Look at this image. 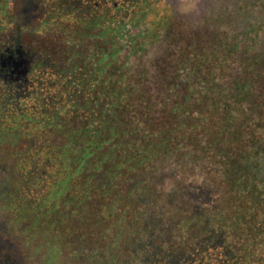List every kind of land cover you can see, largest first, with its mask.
Here are the masks:
<instances>
[{
	"label": "trees",
	"instance_id": "1",
	"mask_svg": "<svg viewBox=\"0 0 264 264\" xmlns=\"http://www.w3.org/2000/svg\"><path fill=\"white\" fill-rule=\"evenodd\" d=\"M222 2L200 11L210 16L212 28L224 17V43L212 29L206 32L212 39L208 50H214L211 57L224 52V62L230 61L224 79L210 72L213 82L197 90L201 105L208 104L205 116L194 113V106L200 104L193 103L195 92L187 88L193 75L178 69L176 57L168 71H163L161 60L151 69L143 57L152 37L131 38L117 27L110 49L102 47L85 58L88 75L80 73L76 50L70 52L69 65L61 72H68L72 85L52 103L53 111L44 112V132L21 134L17 147L24 159L34 154L39 171L53 163L49 155L43 156L45 147L59 151L55 157L61 160L66 156L69 172L78 184L86 180L89 187L84 212L97 204L105 214V207L114 201L115 218L124 214L135 218L143 210L146 232H159L165 243L178 250L205 233L211 235L209 242L202 239L199 244L224 242L228 264H264V51L259 47L264 39V1L244 0L235 10L242 19L235 22L231 20L236 15L231 22L225 18L230 13ZM159 38L157 34L155 39ZM242 48L254 64L250 74L232 65L233 54ZM179 53L184 59L186 54ZM248 75H253L252 80H247ZM25 96L20 90L0 89V106L8 107ZM250 127L255 129L248 133ZM232 129L245 134L244 149L233 148L234 141L220 146L226 173L219 174L201 149L221 145ZM255 130L260 134L254 135ZM4 146L0 142V162L7 158ZM155 236L150 235L154 244Z\"/></svg>",
	"mask_w": 264,
	"mask_h": 264
},
{
	"label": "flooded vegetation",
	"instance_id": "2",
	"mask_svg": "<svg viewBox=\"0 0 264 264\" xmlns=\"http://www.w3.org/2000/svg\"><path fill=\"white\" fill-rule=\"evenodd\" d=\"M218 1L209 0L202 8H217ZM132 5L133 0H0V89L29 91L42 81L37 78L44 73L54 74L62 89H68L72 85L68 72L61 71L69 65L70 52L76 50L80 73L88 75L85 58L93 51L98 54L102 47L110 49L117 27H123L131 38L148 37L150 30L133 25ZM46 81L47 77L42 82ZM8 160L0 162V264H213L211 251L218 252L217 264H228L224 242L199 244L202 239L209 242L211 235L197 236L178 250L165 243L159 232H146L143 210L135 218L126 215L119 224L121 217H114L117 228L106 232L104 213L97 204L87 212L78 205L77 214H65L72 208L64 205V195L60 205L44 203L43 209H54L60 221L67 219L61 230L54 229L65 241L57 248L52 243L38 247L35 237L27 235L32 215L21 214L19 203L13 200L22 195L31 199L42 187L36 194L20 191L9 179L13 169ZM71 220L79 222L67 227ZM87 223L98 226V231H87ZM152 234L155 244L150 242Z\"/></svg>",
	"mask_w": 264,
	"mask_h": 264
},
{
	"label": "rangeland",
	"instance_id": "3",
	"mask_svg": "<svg viewBox=\"0 0 264 264\" xmlns=\"http://www.w3.org/2000/svg\"><path fill=\"white\" fill-rule=\"evenodd\" d=\"M243 1L244 0H223L222 8L228 9V12L226 13H230V17L225 18H228V20L230 21V19L234 18V15H236V18L231 21L235 22V20L239 19V17L242 19V16L235 14V10ZM207 2L210 3L209 0H198L197 9L193 12L183 15L176 14V12L174 11L176 7V0H133V3L135 5H132V7L129 8V11L131 10L132 12L133 21L137 22L139 27H143V30H150V34H148L147 38L152 37V39L144 52V60L149 61L151 69L152 66L155 65V63L161 60V64L164 63V65L162 66L163 71H168L169 69H172V65L175 64L173 62L175 56V65L178 67V69L182 72L193 75V81H191V84L189 85L190 87L187 88L195 92L193 93L191 99L195 105H200L194 106V113L201 114L202 117L208 113V104L204 103V105H201L202 98L200 97L202 96L197 94V90L201 89V87L204 89V84H211L213 82V77L210 76L208 78L210 72L213 76H215V74L217 76L220 75L219 77L221 79H224L222 78L224 77V70L227 68V66L229 67L230 64V61L228 60L224 62V52L216 57L210 56L211 53L214 52V50H208L209 44L212 43V39L206 32L212 31V29H214V31H216L218 34V40H221L224 43V27L226 26H224V17H222L219 19L220 21L217 25V28H212L210 24V16H205L204 12L200 14L202 6L205 5V3L207 4ZM228 2H230V4H228ZM169 9H173V11H169ZM211 12L209 14H211ZM145 13H147V15L144 16L145 19H143L142 22H139L140 16L144 15ZM207 20L209 22H207ZM170 21L171 25L168 26L167 23ZM178 21H182L181 25H177ZM166 27L170 29L166 30ZM191 29V32H187ZM194 32L197 33V41H195L194 39ZM157 34L160 35V38L158 40L155 39V36ZM194 42L195 47L193 49ZM259 47L261 51H264V39L260 41ZM179 52L186 54L184 59L180 58ZM232 60V65L242 66L241 69L245 71V73L247 72L246 74H250L254 69V64H251L249 55L243 48L239 50L238 54H233ZM157 67H159L158 64L157 66H155V69H157ZM205 75L206 77H204ZM46 77L47 83L42 82L46 79ZM252 77L253 75H248L246 78L250 81L252 80ZM246 78L243 79L245 83ZM40 79L42 81L37 82V84L34 86L35 88L33 87V89L29 91H23V94L26 95L24 98L7 105L8 107L0 106V139H5V141H9L10 143L5 141L0 142H3V144L5 145L4 153H6V157L9 159V162L11 163L10 165L13 169V174L9 176L11 183H15L17 186H20V191H22L23 189L27 191L28 194H30L31 192H34V194H36V190H39L42 187L41 190L37 193L38 197L42 196L41 198H38L36 196L37 194L32 195L33 197H31V199H28V197L24 198V195H22L21 199L15 197L13 200V202L17 200L16 203H19L18 210L21 212V214L32 215V218H30L31 228L27 230L28 237H35L38 247H40V245L46 246L47 244L52 243L53 246L57 248L60 247V245L65 240L64 238H62V235L54 234L56 233L54 229L61 230L62 225H64L63 223H66L67 219L64 218V220L66 219V222H64V220L60 221L57 218V216L59 215H56L54 213V209L48 210L46 209V207L45 209H43L44 203L49 204V202H51V204L58 206L60 205L61 201H63L62 195H64V205L66 206V208H72L71 211L67 208L65 214L75 215L79 211L78 209H76V207L80 205V208L84 210L83 208H85L86 206V201L91 195L87 194L89 187L86 180L78 184L79 182L74 177V174L72 175V172H69L71 170L68 168L69 163L66 160V156L62 154L63 161L55 157V155L59 151H57L54 147H45L42 152L43 156L49 155L51 157V160H53V163H51V165L45 167V171H39L41 167H37V164L34 163L35 157L32 152L27 159H24L22 157L21 149L17 147V141L21 134H25L27 132L30 133L29 135H34L44 132L41 123L44 118H47V115L44 116L43 114L44 112H49V110L51 111L52 108H54V104L52 103L59 99V95L63 91L62 84L58 83L59 81L57 82L54 74L50 75L49 73H44L38 76L37 80ZM183 85L184 83L182 84V86ZM139 92L142 97H145L144 91ZM142 100H145V98H142ZM161 115L164 116L166 114L161 113ZM65 119H67V117H65ZM257 119L258 118H256L255 120ZM197 120L198 118H196V122ZM242 124L243 123L240 122L238 126L241 128ZM261 125L264 129V123H261ZM197 128V130L201 131L200 127ZM254 129L255 128L250 127L247 132L249 133L250 130ZM234 130L235 129H232L230 132L224 135V142L221 143V145L213 144V146L208 145L211 147L210 149H201V152L208 154L211 158V161L215 162V170L219 174L226 173V169L224 168V157L221 155V152L223 150H220V146H227L234 141L233 148H236L237 151H243L244 149L243 141L245 134H240L237 130ZM67 133V130H62V134L64 136H66ZM257 134L260 133L259 131L255 130L254 135ZM207 136L208 132H205V137ZM11 143H16V146H9L11 145ZM51 144H53V142ZM7 146H9L10 149H8ZM66 146H68V144L64 146V149H70ZM42 172L46 174L45 177L42 176ZM217 172L216 174L218 176ZM214 177L216 178V175H214ZM226 198L227 197L225 195V203H227L228 199ZM112 202L113 203H109L108 206L110 207H108V209L106 210V213L104 214L105 218L103 217L102 220L103 224H105V226L103 227L104 231L106 232L110 231L111 229L117 228V224H119V222H121L123 218L126 217V214H124L121 220L117 221L116 224L114 215H112L115 202ZM8 208H13V205L8 206ZM58 213H61V209L58 211ZM69 215H67V217H69ZM73 221L79 222L78 220H71L68 221L66 226H76V223L73 224ZM86 225L88 227L87 228L85 226V228H87V231H91L94 233L98 231V226L89 227V223H87ZM28 240H30V238ZM232 246H234V244H232ZM209 255L211 257L212 255L215 256V258H211L213 264L219 263L217 259V251H211ZM208 259L210 260V257ZM66 260L69 261V257H67Z\"/></svg>",
	"mask_w": 264,
	"mask_h": 264
},
{
	"label": "clouds",
	"instance_id": "4",
	"mask_svg": "<svg viewBox=\"0 0 264 264\" xmlns=\"http://www.w3.org/2000/svg\"><path fill=\"white\" fill-rule=\"evenodd\" d=\"M198 7V0H176V7L174 11L176 14H188L193 12ZM169 11H173V9H169Z\"/></svg>",
	"mask_w": 264,
	"mask_h": 264
}]
</instances>
